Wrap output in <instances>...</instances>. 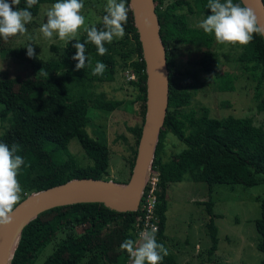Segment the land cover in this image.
<instances>
[{"label": "trees", "instance_id": "16d2710c", "mask_svg": "<svg viewBox=\"0 0 264 264\" xmlns=\"http://www.w3.org/2000/svg\"><path fill=\"white\" fill-rule=\"evenodd\" d=\"M153 1L160 26V38L166 48L169 72L168 109L152 162V168L160 172L156 239L165 246L169 185L184 180L204 182L211 193L212 187L218 184L245 187L264 184V128L254 125L249 117L228 116L215 119L209 116L206 109L200 115L192 111L188 114L181 112V109L191 104L193 93L174 86L171 70L179 62L195 63L204 73L213 74L215 88L219 92L234 90V76L218 73L219 62L211 49L202 51L196 61L186 59L184 48L191 42L192 35L196 37L199 32H191L187 25L186 13L183 11L192 13L188 1ZM56 2L58 0H38V4L30 11L36 12L40 5ZM194 3L204 19L211 14V10L206 7L207 0H194ZM127 5L129 0H126ZM16 7L25 8L26 0H20ZM105 14L102 12L100 22L94 25L98 29L103 27ZM124 27V38L116 43H106L108 51L104 56L98 55L96 47L87 43L86 56L91 66L86 62L85 69L79 71L75 68L78 61L72 59L76 55L73 46L76 41H66L62 48L53 47L55 58L45 61L34 62L28 57L27 49H10L13 56L28 60L33 72L32 78L0 79V143L9 147L18 144L20 150L17 155L25 160L18 176L23 189L20 202L32 193L72 179L109 180V154L104 138L95 139L88 135L86 128L91 122L89 117L69 115L62 112L61 107H89L102 112H113L120 107L121 101L92 95L76 96L73 88L75 85L113 82L117 57L127 61L132 55L135 56L129 67L136 78L130 80L129 85L140 94L139 116L142 128L146 112L147 75L131 9ZM198 35L201 41L204 38L202 32ZM2 39L0 38V46ZM78 39L81 43L87 40L85 30ZM116 44L123 47L132 44V47L123 52ZM202 44H205L204 40ZM3 51L0 47V52ZM98 61L107 65L103 76L92 75V69ZM238 62L256 83V108L259 113H264V41L261 36H254L253 41L244 46ZM41 69L48 72V76L38 75ZM168 134H172L184 146L181 151L165 160L163 153ZM73 139L78 141L91 164L83 167L77 164L69 151V143ZM133 164L134 162L131 163L129 174ZM258 202L260 217L255 220L258 234L256 249L263 255L259 264H264V200L259 199ZM86 204H90L91 208L86 209ZM86 204L56 207L39 214L23 229L11 264H34L40 253L59 234L63 237L55 241L52 253L43 264H81L87 256H90L88 264H128L129 255L126 250H121L120 245L126 239L134 240L133 224L139 211L118 213L103 204ZM204 204L209 215L214 217L213 202L209 199ZM78 227H81V233H77ZM210 231V252H214L218 237L213 221L210 222ZM161 264L176 262L168 254Z\"/></svg>", "mask_w": 264, "mask_h": 264}, {"label": "rangeland", "instance_id": "374dc122", "mask_svg": "<svg viewBox=\"0 0 264 264\" xmlns=\"http://www.w3.org/2000/svg\"><path fill=\"white\" fill-rule=\"evenodd\" d=\"M192 8V13H186L187 25L192 35L191 42L184 48L186 59L198 60L200 53L211 49L215 59L219 62L218 73H229L234 76V90L219 92L215 88L213 74L204 73L197 64L181 61L172 68L174 86L187 89L193 93L191 104L181 109L183 114L191 111L200 115L204 109L209 116L222 119L228 116L234 118L249 117L256 126L264 128V113H259L254 100L255 82L245 72L238 62L244 46L217 44L213 35L204 33L199 24L204 20L203 14L196 7L194 0H186ZM85 7L82 15L85 16V26L79 31L78 37L85 28L94 26L101 20L105 12L107 0H82ZM53 4H42L36 12H32V21L26 24L27 32L23 35L10 38L7 42L2 39L0 52V79L3 78H32L31 63L13 56L10 49L23 48L31 45L35 51L34 62L55 58L53 47L62 48L66 41H60L58 36L51 40L46 39L40 32L42 24L47 22L46 13ZM186 9V7H185ZM202 32L205 44L200 41ZM120 39H114L116 43ZM116 46L125 52L131 49ZM132 55L127 61L117 57L116 74L113 82L105 84L75 85L76 96L92 95L106 100L121 101L120 107L113 112L97 111L89 107L63 105L62 112L69 115L89 117L91 122L86 128L88 135L95 139L104 138L109 154V180L116 184L127 183L130 177V166L138 148L141 121L139 116L140 94L129 85V75L136 78L129 67ZM2 131H0V134ZM183 144L172 134L165 140L163 158L166 160L172 154L183 149ZM69 151L79 166L91 164L84 150L76 139L69 143ZM22 199V197H21ZM213 202L211 217L204 204L208 200ZM264 200V184L255 187L243 185L218 184L212 187L211 193L204 182L184 180L170 184L167 189L168 210L166 212L165 247L176 264H259L263 255L258 252L256 245L258 234L255 229V220L260 217L258 200ZM86 209L91 208L86 204ZM217 228L218 244L214 252L211 251L210 222ZM81 233V227L76 229ZM63 235L59 234L56 242ZM49 244L35 260L34 264H43L52 253L54 244ZM87 256L81 264H88ZM130 260V259H129ZM128 264H131V260Z\"/></svg>", "mask_w": 264, "mask_h": 264}, {"label": "clouds", "instance_id": "9594fccd", "mask_svg": "<svg viewBox=\"0 0 264 264\" xmlns=\"http://www.w3.org/2000/svg\"><path fill=\"white\" fill-rule=\"evenodd\" d=\"M19 4L20 0H0V38L5 42L27 32L26 24L33 19L30 9L38 4V0H26L23 9L16 7ZM84 7L82 0H58L47 11V22L40 27L46 39L51 40L55 35L60 41H76L73 45L76 55L72 57L78 61L76 71L85 69L86 62L91 66L86 56L87 43L93 44L98 55L104 56L108 51L106 43L111 44L114 39L124 38V25L131 5L126 6V0H107L103 27L85 28L87 40L81 43L78 34L85 26V16L82 15ZM206 7L211 10V14L207 15L199 27L205 34L214 35L217 44L247 46L254 36L264 37V26L260 24L255 11L247 6V0H207ZM27 55L29 58L35 57L31 45L27 46ZM106 68L107 65L98 61L92 69V75L103 76ZM38 75L48 76V72L41 69ZM19 150L18 144L9 147L0 143V228L13 223L14 210L23 193L18 176L25 160L17 155ZM156 232L153 226L150 230L140 232L137 240L126 239L121 243L120 248L126 250L131 264H161L169 254L164 244L157 242Z\"/></svg>", "mask_w": 264, "mask_h": 264}, {"label": "water", "instance_id": "95a60500", "mask_svg": "<svg viewBox=\"0 0 264 264\" xmlns=\"http://www.w3.org/2000/svg\"><path fill=\"white\" fill-rule=\"evenodd\" d=\"M129 5L147 75L146 112L130 177L125 184H116L111 180L72 179L26 197L16 205L13 223L0 228V264H11L23 229L47 210L82 203L103 204L118 213L135 212L139 208L146 174L152 165L167 114L169 72L154 1L129 0ZM247 6L255 11L264 26V1L247 0Z\"/></svg>", "mask_w": 264, "mask_h": 264}, {"label": "built area", "instance_id": "2783aa9c", "mask_svg": "<svg viewBox=\"0 0 264 264\" xmlns=\"http://www.w3.org/2000/svg\"><path fill=\"white\" fill-rule=\"evenodd\" d=\"M129 78H131L130 80L134 79L132 74L129 75ZM159 178L160 172L158 169L152 168L151 165L146 174L145 185L137 210L139 214L133 224L134 240L139 238L140 232L150 230L153 226L158 230L159 219L156 215V210L160 197Z\"/></svg>", "mask_w": 264, "mask_h": 264}]
</instances>
